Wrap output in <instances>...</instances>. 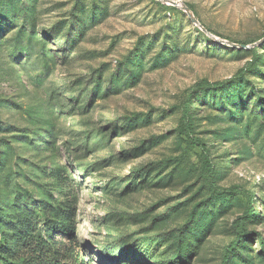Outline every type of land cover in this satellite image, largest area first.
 <instances>
[{
	"label": "rangeland",
	"instance_id": "374dc122",
	"mask_svg": "<svg viewBox=\"0 0 264 264\" xmlns=\"http://www.w3.org/2000/svg\"><path fill=\"white\" fill-rule=\"evenodd\" d=\"M14 236L62 264H264V0H0Z\"/></svg>",
	"mask_w": 264,
	"mask_h": 264
},
{
	"label": "trees",
	"instance_id": "16d2710c",
	"mask_svg": "<svg viewBox=\"0 0 264 264\" xmlns=\"http://www.w3.org/2000/svg\"><path fill=\"white\" fill-rule=\"evenodd\" d=\"M224 83H209L207 81H202L197 85L198 88H213L218 89L222 87ZM187 115L183 116V122H186ZM184 134H186L193 144L202 148L204 152L207 151L206 146L203 145L198 139L192 137V131L189 125L183 126ZM143 172V169L141 170ZM250 217L254 216V210L251 209L249 213ZM242 219H239L236 223L237 238L233 243V246L241 244L248 235L244 226L241 225ZM264 246V241L262 244ZM232 246V248H233ZM61 256V259L58 257ZM75 257L73 253L67 251L60 255L59 253H53L51 247L47 245L46 242L31 238L26 240L20 236H14L10 240L4 243V246L0 247V264H62V261H70L72 257ZM229 255H226L228 259ZM224 263V264H225Z\"/></svg>",
	"mask_w": 264,
	"mask_h": 264
},
{
	"label": "water",
	"instance_id": "95a60500",
	"mask_svg": "<svg viewBox=\"0 0 264 264\" xmlns=\"http://www.w3.org/2000/svg\"><path fill=\"white\" fill-rule=\"evenodd\" d=\"M171 5H173V6H178V4L175 3V2H171ZM184 10L187 11V12H189L190 17H191V19L193 20V22H194L195 24L201 26V24L199 23V21L196 20V19L193 17V15L190 13V11H189L188 8H184ZM201 28H202L203 30H205L202 26H201ZM205 31H206V30H205ZM206 32H207V31H206ZM218 40H219L221 43H227L226 41H223V40H220V39H218ZM229 45H232V46L235 47V45H233V44H229Z\"/></svg>",
	"mask_w": 264,
	"mask_h": 264
}]
</instances>
